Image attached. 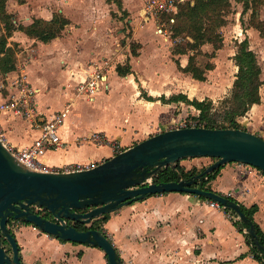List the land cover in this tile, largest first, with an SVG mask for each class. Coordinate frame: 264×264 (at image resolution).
Returning a JSON list of instances; mask_svg holds the SVG:
<instances>
[{"label": "crops", "instance_id": "0c3cea01", "mask_svg": "<svg viewBox=\"0 0 264 264\" xmlns=\"http://www.w3.org/2000/svg\"><path fill=\"white\" fill-rule=\"evenodd\" d=\"M61 3L63 7L59 6L58 11L69 21L63 30L66 35L43 42L15 30L8 45H17L20 50L16 49V68L10 72L3 71L4 53L0 54V81L12 90L15 81L23 76L37 89L41 112L48 114L70 104V113L60 129L62 143L41 158L47 166H93L118 153L113 143L122 151L153 134L180 127L186 120L194 119L198 110L184 100L169 99L183 94L190 100H211V94L226 92L222 85L226 84V71L232 62L235 75L228 87L233 88L239 70L234 60L238 46L229 53L223 34L222 47L209 58L214 67L206 70V80L202 81L183 71L195 53H175L173 40L157 32L155 19L147 18L141 25H135L132 37L120 41L124 31L118 36L112 32L115 28L108 8L101 7L104 17L98 21V13L87 11L82 2L69 5L74 1L61 0ZM244 5L241 14L250 9ZM91 6L96 8L93 3ZM71 7L85 8L86 18L82 16L81 22L75 21L69 12ZM12 8L18 22L23 21L25 26L36 18L49 21L56 11L39 0L13 1ZM257 16L264 21V7L257 10ZM237 33L235 38H240L239 42L248 39L250 49L257 54L263 80L261 102L252 104L238 122L243 129L264 138V36L254 26L241 27ZM131 41L138 45L136 53ZM202 51L204 55L213 53V44H203ZM104 60H108L107 88L104 86L93 96L79 93L77 85L92 64L102 66ZM118 66L124 74H119ZM206 85L212 89L207 98H200ZM0 129L8 142L19 148L29 145L40 133L29 119L10 111L0 113ZM95 133L105 136L109 143L94 142ZM206 187L247 207L256 205L254 219L264 231L263 172L247 164L228 163ZM229 213L233 211L215 208L205 197L167 192L121 207L110 214L104 227L125 264H262L253 255L246 237L248 231L236 223L240 217L234 213L238 216L235 221ZM31 226L34 236H17L25 264L40 263L41 259L42 264H103L107 260L105 252L97 246L61 241L36 232L38 229ZM81 250L86 252L79 255ZM62 259H66L65 263Z\"/></svg>", "mask_w": 264, "mask_h": 264}, {"label": "water", "instance_id": "95a60500", "mask_svg": "<svg viewBox=\"0 0 264 264\" xmlns=\"http://www.w3.org/2000/svg\"><path fill=\"white\" fill-rule=\"evenodd\" d=\"M212 157L205 169L185 178L177 172L180 160ZM238 162L264 172V138L242 128L184 126L167 129L137 142L114 156L79 171H39L19 162L0 139V264H23L21 247L9 228L12 218L33 224L60 240L101 248L108 264H125L112 240L96 228H78L134 201L167 192H188L218 202L247 221L240 204L229 197L202 188L208 175L221 166ZM170 167L175 180L156 181ZM33 207L47 210V219ZM254 245L263 251L250 226ZM4 237L12 255L2 244Z\"/></svg>", "mask_w": 264, "mask_h": 264}, {"label": "trees", "instance_id": "16d2710c", "mask_svg": "<svg viewBox=\"0 0 264 264\" xmlns=\"http://www.w3.org/2000/svg\"><path fill=\"white\" fill-rule=\"evenodd\" d=\"M5 1L0 0V10L3 11L4 21H5V31L6 34L0 36V54L4 53L3 59V71L10 72L16 68V47L8 45V38L12 35L15 30H22L28 35L37 37L43 42H49L53 39L62 35L63 30L69 24L68 19L61 13L54 15L51 20H44L41 18H36L28 26H14L13 20L14 16L5 12ZM20 3L25 2V0H17ZM108 2H116L119 7L122 6V0H107ZM246 7L249 6L246 0ZM231 7L230 0H193L182 4L179 7V12L176 16L175 26L178 33L186 32L192 39L193 42H189L188 46L190 49L196 51V54L190 56V61L187 67L183 68V71L191 73L195 78L199 80H206V70L212 69L214 64L210 61L206 63L205 69L200 68L196 62V55L202 54L201 46L205 43H211L214 47V52L211 54H206L209 58H213L216 55V50L223 45V36L221 34V27L225 23L226 15ZM253 18H257V22L253 25L255 28L259 29L261 35L264 36V21L260 20L257 16V9H253ZM15 24V23H14ZM177 33V34H178ZM174 37V36H172ZM176 45V44H175ZM133 52L136 50L132 46ZM175 53H187V50L182 48H175ZM234 60L239 67L236 74L235 83L228 97L223 100V103H230L228 107L224 110L223 120L224 123L217 125L216 119L211 117V110L213 109L212 100H190L186 95L180 94L172 96L169 101H179L184 100L188 104L193 105L198 110V115L196 119L199 120L201 124L210 128H242L238 122V118L247 113L250 106L254 103L261 102L260 89L263 85V80L261 79L262 68L259 64L257 54L250 49L248 39H245L238 43V49L234 56ZM119 74H124V70L121 66H118ZM228 124V125H227ZM243 129V128H242ZM212 159V163L215 158ZM254 168L253 166L248 165ZM222 167V166H221ZM221 167L208 175V178L202 182V188L211 190L210 187H206L207 182L214 179L219 173ZM204 167L203 169H205ZM202 169V170H203ZM198 170V169H197ZM201 170V171H202ZM196 168L187 170V173H182L183 177H188L196 174ZM264 173V172H263ZM158 181H170L176 179V174L173 170L168 167L164 169L158 177ZM232 200H235L231 196H227ZM240 204L241 210L247 217V221L239 220L237 225L240 229H246L248 231L250 226H253L256 231V238L263 247V251H259L253 243L249 232L246 233L248 242L251 244L252 252L254 257L264 264V231L261 229L259 224L254 219V214L258 210L256 205L252 207H247L239 201L235 200ZM226 211H230L229 208H225ZM233 213H236L233 211ZM110 214H104L101 219L102 222H106L109 219ZM236 215H238L236 213ZM80 229H84L78 227ZM96 228V227H95ZM104 232L103 227L100 225L98 228ZM105 233V232H104ZM65 241V240H61Z\"/></svg>", "mask_w": 264, "mask_h": 264}, {"label": "rangeland", "instance_id": "374dc122", "mask_svg": "<svg viewBox=\"0 0 264 264\" xmlns=\"http://www.w3.org/2000/svg\"><path fill=\"white\" fill-rule=\"evenodd\" d=\"M16 1L17 0H6L5 1V12H7L8 14L11 15H15L13 12V8H11V2ZM22 1V0H20ZM27 1V0H25ZM74 3H70L69 5L72 4H76L82 2L84 5L85 4V8L87 9V11H96L98 13L97 16V20H103L102 17H104V14L102 13L101 7L104 8H108V10H110V18L111 21L113 22V27L115 29L112 30V32H114L115 35H121L122 30L124 31V38L120 37V41L126 40L127 38H131L132 37V33H133V27L137 24L141 25L142 23L146 22V19L144 18L143 15V10L146 7V5L148 6V1L147 0H122V6L119 7V5L116 2H108L106 0L107 3H109V6H106V2L105 0H73ZM193 0H185V1H181V2H177L178 5H176L177 8H174L173 11L169 12H156L154 14V19L157 22V24L159 26H161V28L164 29L165 33L167 34V36L171 37V39L173 40L174 44H176L174 46V48H182L187 50L188 52H193L196 54V51L193 49H190L188 46L189 42H193V39L186 33H178L176 31L175 26L178 24V21L176 23V21L171 22L170 18L171 16H173L176 19V16L179 12V7L182 4H186L187 2H190ZM231 1V7L229 9L228 14L226 15L225 18V23L222 26V31L221 34H223L224 38H227V48H228V52L232 53L233 48H235V46H238L239 43V39H236L235 36L238 35L237 31H241V27L245 28L246 26H253L256 22H257V18H253V9H257L260 10L261 8L264 7V0H252L251 3H249L250 9L246 10L244 13L241 14L243 8H245L244 3H246L245 0H230ZM249 1V0H247ZM39 2H42L44 4H48L49 6L51 5L55 11L56 14L61 13L58 11L59 6H62L61 4V0H39ZM20 3V2H19ZM91 3H93V5L96 6V8L91 6ZM90 5V7H88ZM243 5V6H242ZM247 5V4H246ZM9 6V7H8ZM63 7V6H62ZM82 7H71L70 9V14L73 17V19L76 21L81 22V18L82 16H84L86 18V15L84 13V9ZM62 14V13H61ZM148 16H150V14L148 15L147 13V18ZM14 19L17 20V24H14V26L18 27V26H25L24 22H18L17 16L13 17ZM88 18V17H87ZM92 19V18H91ZM74 22V24L77 26L78 23ZM238 26V28H235L236 25ZM5 21H4V15H3V11L0 10V36L2 34H6L5 31ZM259 30V29H258ZM260 31V30H259ZM178 33V34H177ZM62 34L66 35L67 31H64V33L62 32ZM174 36V37H172ZM243 38V37H241ZM132 46L134 47L135 50H137L138 45L136 43H133V41H131ZM17 51L20 50V48L17 46L16 47ZM191 51H190V50ZM201 50H202V46H201ZM203 52V51H202ZM197 58L196 62L197 64L200 66V68L205 69L206 63L209 62V57L204 55L203 53L200 55H196ZM233 62L229 65V69L226 71V84L222 85L224 87L227 88V91H222L216 95L211 94V100L213 102V109L211 110V117H213L214 119H216L217 121V125H220L222 123H224L223 120V116H224V110L228 107V105H230V103L226 104L223 103V100L228 97L231 93L232 88H229V84L231 83V81L234 79V70H233ZM125 68H127V65H125ZM108 86V85H107ZM107 88V87H106ZM222 88V87H220ZM211 86L206 85V88L201 89V93L199 94L200 98H203L204 96L207 98L209 94V90H211ZM223 90V89H222ZM202 92H204L202 94ZM56 96L59 95V92H56L55 94ZM228 125V124H227ZM210 162L212 163V159L209 157H200V158H189V159H183L180 160L177 165H176V170L177 172L180 173H187V170L196 168V171H201L204 167L210 165ZM251 169H253L252 167H249ZM255 168V167H254ZM198 169V170H197ZM197 172V173H198ZM262 172V171H261ZM183 175V174H182ZM111 214V213H110ZM233 214V213H229ZM102 217V216H101ZM101 217L95 218L91 223L86 224V225H82L83 228H98V226H102L104 229V232L106 235L107 231L104 227V222H102ZM110 218V215H109ZM235 220V219H233ZM236 221V220H235ZM81 225V224H80ZM11 230L18 236V235H29L32 236L33 232L32 229L33 227L29 224L24 223L23 221H14L13 223H11ZM9 227V228H10ZM36 228V227H35ZM36 232H41L39 229ZM34 236V235H33ZM28 237V236H27ZM28 241V240H27ZM27 251V250H26ZM29 251V250H28ZM84 250L78 251V254L81 255L83 254ZM107 257H105L106 260ZM66 259H62L61 261L63 263H65ZM40 263H36V264H42V259L41 261H39ZM103 264H108L107 260L105 263Z\"/></svg>", "mask_w": 264, "mask_h": 264}, {"label": "built area", "instance_id": "2783aa9c", "mask_svg": "<svg viewBox=\"0 0 264 264\" xmlns=\"http://www.w3.org/2000/svg\"><path fill=\"white\" fill-rule=\"evenodd\" d=\"M148 6L144 8V18L154 19L156 12H171L174 8H177V2L185 0H147ZM171 22L175 21V18L171 16ZM13 22L17 24V20ZM158 33L165 34V31L161 26L158 25ZM102 66L97 63L92 64V68H89L84 80L79 82L77 85V91L81 94L93 96L98 93L106 84V73L105 69L108 66V60L103 61ZM11 90L3 82L0 81V113L2 111H10L13 114L29 119L33 128L39 130V135L29 145L19 148L8 142L3 132L0 129V139L7 149L17 158L19 162L25 166L39 171H56V172H72L79 171L91 166H85L81 164H72L65 167L53 168L47 166L42 161V156L49 151L54 149L62 143L60 135V129L66 121L70 113V104H66L61 110L53 111L48 114L43 113L38 108L37 102V89L34 88L30 82H28L23 76L19 77L13 84ZM184 126H204L199 122L198 119L186 120L180 127ZM92 140L98 144L109 143L105 136L103 137L100 133H95L92 136ZM117 152L118 145L113 143ZM258 169V168H257ZM261 171V170H260ZM211 205L215 208H225L218 202L211 201ZM38 208V207H36ZM231 218L238 220V216L234 213L229 215Z\"/></svg>", "mask_w": 264, "mask_h": 264}, {"label": "flooded vegetation", "instance_id": "af4514ba", "mask_svg": "<svg viewBox=\"0 0 264 264\" xmlns=\"http://www.w3.org/2000/svg\"><path fill=\"white\" fill-rule=\"evenodd\" d=\"M200 172V171H199ZM198 172V173H199ZM197 174V173H196ZM195 175V174H194ZM193 175H191V176H188V177H185V178H190V177H192ZM159 177V176H158ZM156 178V181H158V179L159 178ZM33 209L36 211L37 210V212L39 213V214H41V215H43L44 217H46L47 219H51V220H54V218H53V216L47 211V210H44V209H42V208H35V207H33ZM14 221H16V220H14V219H10L9 220V223H8V226L10 227L11 226V223H13ZM25 223V222H24ZM26 224H30V223H26ZM30 225H33V224H30ZM34 226V225H33ZM77 226L78 227H81V225L78 223L77 224ZM35 227V226H34ZM10 229H11V227H10ZM13 232V231H12ZM14 233V232H13ZM15 234V233H14ZM15 236L17 237V235L15 234ZM2 244H3V246H4V248L7 250V252L9 253V254H11L12 255V248H11V245H10V243L4 238V237H2ZM21 247V246H20ZM20 254H21V251H20ZM21 259H22V256H21ZM22 262H23V259H22ZM23 264H25L24 262H23Z\"/></svg>", "mask_w": 264, "mask_h": 264}]
</instances>
